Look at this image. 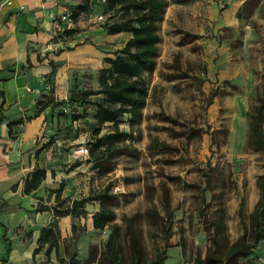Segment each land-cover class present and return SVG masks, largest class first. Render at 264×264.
<instances>
[{"label": "rangeland", "instance_id": "1", "mask_svg": "<svg viewBox=\"0 0 264 264\" xmlns=\"http://www.w3.org/2000/svg\"><path fill=\"white\" fill-rule=\"evenodd\" d=\"M89 1V12L73 23L72 27L79 29L77 33L66 36L63 31L68 28L57 29L50 39L37 42L35 49L38 64L44 60L49 65L43 81L47 92L44 93L54 98L47 137L60 139L63 154L73 155L74 149L83 145L89 153V142L96 129L92 102L102 97L91 96V102L81 106L70 99L71 94L98 90V72L106 65L104 53L119 51L128 39L127 33L110 35L106 31V25L118 20V14L113 15L102 0ZM206 1L204 18L193 17L192 13L187 17L176 14V23L169 20L171 11L164 17L159 28L161 41L156 65L152 72L144 74L149 95L143 119L135 127L133 140L126 142L129 149L116 158L118 164L111 171L99 174L93 170L85 183H77V199L109 182L120 184L122 191L112 190L118 196L113 207L116 221L124 227V215L138 214L148 260L157 248L164 247V239L161 226H150L145 211L156 207L166 216L162 200L167 190L171 218L165 222L172 220L173 234L165 264H194L195 257H204L209 246L206 228H211V221L219 214L225 218L229 240H235L242 232L238 217L240 200L244 198L248 214L258 199L256 179L262 172L263 160L262 153L248 146L247 112L254 108L258 94L264 93V0L245 7V0H222V6H233V29L223 27L219 19H209L207 6L211 2ZM73 6H68V10L72 11ZM99 15L103 16L101 20ZM36 85L29 84L35 94ZM55 91L59 95L64 92L65 97L55 96ZM213 91L217 95L210 102ZM83 108L87 116L72 120L71 116ZM21 119L23 124L30 117L25 114ZM119 125L129 130L125 117ZM46 127L43 123L40 126L43 133ZM110 131V124H105L99 135ZM155 140L168 147L153 148L157 145ZM88 156L77 159L84 163ZM59 162V171L64 172L67 164ZM62 200L58 193L54 205L60 210L65 208L64 204L59 205ZM85 208V216L62 222V230L59 228L57 234L59 248L51 252L49 262L44 247L38 253L43 261L35 264H59L62 260L73 264L87 257L91 245L102 246L108 230H95L91 221L98 203H88ZM250 256L264 261V240Z\"/></svg>", "mask_w": 264, "mask_h": 264}, {"label": "trees", "instance_id": "2", "mask_svg": "<svg viewBox=\"0 0 264 264\" xmlns=\"http://www.w3.org/2000/svg\"><path fill=\"white\" fill-rule=\"evenodd\" d=\"M256 1L245 0L243 7L250 3L254 4ZM103 3L107 9L114 13L113 15L118 14V20L106 25L107 33L110 35L127 33L128 39L119 51L104 53L103 61L106 65L98 72V90H80L70 96L72 101L82 106L86 102H91V96L102 95L101 98L92 102L95 106L93 119L96 129L89 142V156L86 160L91 164V169L96 170L99 174L111 171L118 164L116 158L127 152L130 144L126 142L133 140L135 127H139L141 124L143 109L149 95V84L144 74L152 72L156 65L161 41L159 28L165 17L169 0H105ZM91 6L89 0H83L72 7L73 10L70 12L74 24L78 22L80 15L89 12ZM237 17L240 20V11L237 12ZM78 31V27L74 26L65 29L63 33L66 36H72ZM216 95V92L213 91L210 95V102ZM4 97V91L0 90V122L4 119ZM53 106L52 94L43 93L35 102L37 113H41L48 107L53 109ZM86 116L87 110L83 108L80 113L72 115L71 119L75 121ZM124 117L129 130H125L119 125L120 119ZM247 117L248 146L253 151L262 153L263 160L262 172L256 179L258 199L248 214H245L244 198L240 200L238 217L242 232L233 241L229 240L223 214H219L211 221V228H206L209 232V246L204 257L199 255L195 257L194 264H258L250 254L259 242L264 240V93L258 94L257 103L253 109L247 112ZM21 123L22 119H17L8 124L10 137H13V127ZM105 124H110L111 131L99 135ZM53 142L54 137L51 136L42 148ZM120 142L124 144L121 145ZM155 142L157 145L153 148H158V150L168 147L165 142H158V140ZM80 163L79 160L74 161L67 171L73 170ZM45 176L46 170L36 167L25 178L23 193L29 194L37 190ZM62 186L63 182L56 191L55 200ZM112 187L113 183L109 182L99 190L90 192L89 195L82 198L72 200L64 198L59 204L65 205L64 210L54 206V217L48 226L41 229L36 240L37 246L33 250V257L46 247L44 254L49 262L51 252L53 250L57 252L59 248L57 242L58 217L63 215L85 216L87 214L85 205L97 202L99 208L92 214V227L98 231L107 228V237L102 246L91 245L87 257L82 261L77 259L73 264H165L168 258L167 249L172 246L170 238L173 234L172 220L168 223L165 222L168 221L167 218H171L167 190H164L162 200L166 216H162L156 207L145 211L150 226H161L164 239V247L157 248L154 256L148 260L147 251L143 245L142 228L138 224V214L124 215L122 218L124 227L116 221V212L113 207L118 196L113 193ZM73 239L76 240L77 237L73 236ZM10 252L11 245H8L1 264L8 262ZM59 264H65V262L62 260L59 261Z\"/></svg>", "mask_w": 264, "mask_h": 264}, {"label": "crops", "instance_id": "3", "mask_svg": "<svg viewBox=\"0 0 264 264\" xmlns=\"http://www.w3.org/2000/svg\"><path fill=\"white\" fill-rule=\"evenodd\" d=\"M203 1L206 0H169L165 18L170 11L169 20L176 23V14L187 17L192 13L193 17L204 18ZM209 1V19H219L223 27L233 29V6H222V0L206 2ZM12 2V5L0 6V90L4 91L5 96L4 119L0 122V264L8 245H11L12 250L6 264H35V261H43L39 254L33 257V250L41 229L48 226L54 217L56 191L61 182V198L77 199V183H85L93 175L91 164L87 162H81L73 170L67 171L70 164L78 159L70 153H62L59 138L56 137L51 145L42 148L50 139L47 132L52 109L48 107L41 113H34L36 100L41 93L46 92L43 81L49 73V65L44 60L39 65L36 60L37 42L53 37L58 29L55 21L57 17L80 0ZM229 10L232 12L228 13ZM198 32L203 33L201 30ZM77 53L78 56L81 52ZM33 82L37 84V94L29 89V84ZM63 94L59 95L55 91V96L59 98L65 97ZM25 114L30 120L24 119L23 124L15 125L13 137H10L8 124L24 118ZM42 123L47 124L44 133L40 129ZM59 160L67 164L64 172L59 171L62 166L60 162L58 164ZM36 167L46 170L45 179L37 190L25 194L24 180ZM83 172L86 173L81 175ZM70 217L59 216V228ZM260 259L259 263H263Z\"/></svg>", "mask_w": 264, "mask_h": 264}, {"label": "built area", "instance_id": "4", "mask_svg": "<svg viewBox=\"0 0 264 264\" xmlns=\"http://www.w3.org/2000/svg\"><path fill=\"white\" fill-rule=\"evenodd\" d=\"M103 2L105 0H102ZM12 0H2L0 3V6L3 5H12ZM23 5L21 6V9H23ZM103 18L102 15H99V20ZM57 22V28L63 29V28H70L73 26V20L71 18V12L69 10H65L62 14H60L57 19L55 20ZM88 155V149L86 146H80L73 151V156L79 157V156H87ZM112 190L117 193L122 191V188L120 184H113Z\"/></svg>", "mask_w": 264, "mask_h": 264}]
</instances>
